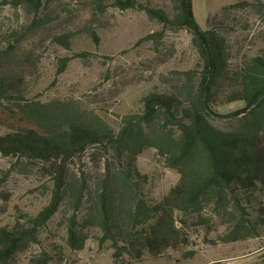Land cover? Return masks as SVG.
<instances>
[{
	"label": "trees",
	"instance_id": "obj_1",
	"mask_svg": "<svg viewBox=\"0 0 264 264\" xmlns=\"http://www.w3.org/2000/svg\"><path fill=\"white\" fill-rule=\"evenodd\" d=\"M51 0H15L35 19L28 33L41 28L39 18ZM171 10L157 9L140 0H95L98 14L109 8L136 10L170 30H185L204 62L203 76L186 74L180 90L155 93L143 99L140 113L124 117L118 129L94 112L59 103H30L20 75H0V101L24 116L26 127L0 135V154L45 163L53 176L51 201L25 224L0 229V264H8L37 240L38 232L55 217L67 200L68 245L82 251L97 230L101 242L111 243L114 264H140L167 258L170 252L204 245L245 242L264 230V47L234 68L229 64L219 27L202 30L194 17L193 0H170ZM251 9L264 15V1L238 2L225 8ZM218 17H215L217 20ZM88 34L98 44L97 32ZM0 60L16 51L22 39L14 34ZM74 34L57 38L70 49ZM71 59L62 60L63 73ZM227 88V89H224ZM219 102H243L249 113L234 131L217 128L212 118H237L214 110ZM158 151L164 165L180 175V182L162 200L152 203L143 192L146 181L137 160L146 150ZM98 168L95 177L85 170L87 157ZM79 164L72 174L71 165ZM98 173V171H97ZM85 216L79 217L82 209ZM195 250L185 257H193ZM264 264V262L262 263Z\"/></svg>",
	"mask_w": 264,
	"mask_h": 264
},
{
	"label": "rangeland",
	"instance_id": "obj_2",
	"mask_svg": "<svg viewBox=\"0 0 264 264\" xmlns=\"http://www.w3.org/2000/svg\"><path fill=\"white\" fill-rule=\"evenodd\" d=\"M140 1L171 10L170 0ZM243 1L255 0H193L197 24L204 31L219 27L233 68L264 47V15L251 9L231 10L221 18L225 8ZM14 4L15 0H0V52L9 48L8 42H14V34L22 41L15 52L0 60V75H20L24 82L21 92L30 103H59L94 111L106 124L118 129L124 117L143 110L146 96L177 92L190 71L196 72L197 83L203 76L204 62L192 36L185 30L165 28L144 12L109 8L102 15L97 13L95 0H51L40 13L41 28L28 33L35 17L25 5ZM88 28L97 32L98 44L88 34ZM67 34H74L69 50L57 43L58 37ZM66 58L71 61L60 73ZM245 108L243 102H219L214 106L218 114L244 111L237 118H212V122L223 131H234L249 113ZM25 123L16 108L0 101V135L26 127ZM84 164L95 177L101 174L89 156ZM79 166L71 165L72 174L79 173ZM137 167L146 176L142 189L152 203L162 200L180 182V175L165 167L154 148L139 156ZM53 188V176L45 163L0 154V229L25 224L29 217H36L49 205ZM85 210L79 213L80 218L85 216ZM72 214L67 200L39 230L37 240L8 264H114L113 245L103 244L97 230L89 234L82 251L69 247L67 225ZM193 250V257L187 259V252ZM263 262L264 230L256 239L213 246L200 243L196 249L170 252L167 258L140 264Z\"/></svg>",
	"mask_w": 264,
	"mask_h": 264
}]
</instances>
